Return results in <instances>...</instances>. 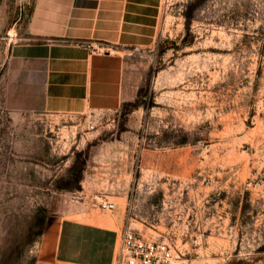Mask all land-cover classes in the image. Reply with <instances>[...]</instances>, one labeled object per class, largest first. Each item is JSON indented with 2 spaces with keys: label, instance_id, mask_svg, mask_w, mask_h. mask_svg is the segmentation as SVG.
<instances>
[{
  "label": "rangeland",
  "instance_id": "obj_1",
  "mask_svg": "<svg viewBox=\"0 0 264 264\" xmlns=\"http://www.w3.org/2000/svg\"><path fill=\"white\" fill-rule=\"evenodd\" d=\"M5 2L0 78L25 6ZM147 56L113 112H16L0 87V264L88 261L81 219L166 242L176 264H264V0H162ZM93 175L114 211L81 193Z\"/></svg>",
  "mask_w": 264,
  "mask_h": 264
},
{
  "label": "crops",
  "instance_id": "obj_2",
  "mask_svg": "<svg viewBox=\"0 0 264 264\" xmlns=\"http://www.w3.org/2000/svg\"><path fill=\"white\" fill-rule=\"evenodd\" d=\"M161 4L162 0H25L22 14L16 11L12 18L10 31L16 39L7 48L0 78L7 107L83 115L113 112L133 103L150 68L147 54L157 37ZM6 8L0 0V33L9 21ZM86 42L101 43L115 53H91L82 46ZM90 178L82 183L81 193H103L99 190L104 183H95L96 175ZM73 223L81 228L77 244L83 245L86 232L91 236L89 259L79 264H110L121 221ZM107 238L109 256L98 252ZM60 247L58 242L57 255ZM60 262L71 264L66 258Z\"/></svg>",
  "mask_w": 264,
  "mask_h": 264
},
{
  "label": "built area",
  "instance_id": "obj_3",
  "mask_svg": "<svg viewBox=\"0 0 264 264\" xmlns=\"http://www.w3.org/2000/svg\"><path fill=\"white\" fill-rule=\"evenodd\" d=\"M82 46L91 53H115L98 42H86ZM90 205L103 212L115 210V203L105 193H94L89 198ZM110 264H176L172 248L166 242L152 241L130 231L119 234Z\"/></svg>",
  "mask_w": 264,
  "mask_h": 264
},
{
  "label": "bare ground",
  "instance_id": "obj_4",
  "mask_svg": "<svg viewBox=\"0 0 264 264\" xmlns=\"http://www.w3.org/2000/svg\"><path fill=\"white\" fill-rule=\"evenodd\" d=\"M50 241V240H49Z\"/></svg>",
  "mask_w": 264,
  "mask_h": 264
},
{
  "label": "trees",
  "instance_id": "obj_5",
  "mask_svg": "<svg viewBox=\"0 0 264 264\" xmlns=\"http://www.w3.org/2000/svg\"><path fill=\"white\" fill-rule=\"evenodd\" d=\"M126 105V104H125Z\"/></svg>",
  "mask_w": 264,
  "mask_h": 264
}]
</instances>
